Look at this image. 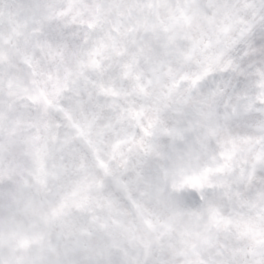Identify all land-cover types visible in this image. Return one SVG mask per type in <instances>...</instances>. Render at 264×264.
<instances>
[{
	"label": "clouds",
	"instance_id": "9594fccd",
	"mask_svg": "<svg viewBox=\"0 0 264 264\" xmlns=\"http://www.w3.org/2000/svg\"><path fill=\"white\" fill-rule=\"evenodd\" d=\"M0 264H264V0H0Z\"/></svg>",
	"mask_w": 264,
	"mask_h": 264
}]
</instances>
